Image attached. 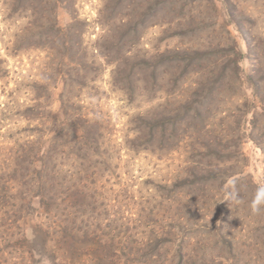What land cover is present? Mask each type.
Returning a JSON list of instances; mask_svg holds the SVG:
<instances>
[{"label":"rangeland","instance_id":"obj_1","mask_svg":"<svg viewBox=\"0 0 264 264\" xmlns=\"http://www.w3.org/2000/svg\"><path fill=\"white\" fill-rule=\"evenodd\" d=\"M43 3L35 18L0 0V264H264V211L249 206L264 181V0ZM57 21L84 32V86L73 82ZM126 52L131 60L114 74ZM126 73L138 80L132 96ZM42 92L50 97L41 111L57 115L59 94L70 92L103 126L87 158L60 149L57 164L78 192L61 244L64 219L41 203L23 207L10 181L18 147L41 122L23 111ZM146 112L159 129L136 151V116Z\"/></svg>","mask_w":264,"mask_h":264},{"label":"trees","instance_id":"obj_2","mask_svg":"<svg viewBox=\"0 0 264 264\" xmlns=\"http://www.w3.org/2000/svg\"><path fill=\"white\" fill-rule=\"evenodd\" d=\"M73 3V0H56V7H60L61 4ZM12 4L16 10L29 11L30 17H37L40 10L45 9L43 6V0H12ZM72 6V5H71ZM69 6V7H71ZM58 20V17L56 18ZM77 17L72 16L71 20L76 21ZM36 20L31 22L32 25H36ZM38 25V22H37ZM72 25H62L58 21L56 23V35L59 38L58 45L64 49V53L68 52L70 55V63L74 65L71 70L76 72V80L79 78L82 86L87 84L88 79L87 67L89 66L87 57V47L83 46L82 35L83 31L78 32L72 29ZM133 32V30H131ZM68 38V39H67ZM70 39V40H69ZM76 39V40H75ZM68 45V46H67ZM182 53V51H181ZM179 52V54H181ZM108 55V54H107ZM106 56V55H105ZM150 59V58H149ZM183 57L175 58V67H178L183 61ZM131 60V55L127 52L119 57L118 62L115 64L116 69L114 74L121 72L122 64H127ZM144 62H148V58L143 57ZM4 60L0 58V77L4 75L5 67ZM139 66L148 65L146 63H140ZM147 69V68H146ZM156 70V69H155ZM94 77V76H93ZM115 83H118L116 76H112ZM155 83L157 82V76L152 75ZM90 79H92L90 77ZM147 84L150 82V78L145 75ZM126 84L131 88L128 94L132 96L135 91L133 86L137 83V79L132 77L130 73H126ZM120 81H124L121 79ZM79 83V82H78ZM35 87H39L38 84H34ZM34 87V91L40 92L38 88ZM45 88V87H44ZM128 89V88H127ZM71 91V90H70ZM126 93V92H125ZM45 96L50 97V94L46 92L38 93L35 104L26 106L24 109V117L29 120L39 119V126L31 128L32 131L37 133V137L29 139L27 142L21 144L18 147V154L14 157L15 167L11 174L10 181L18 184L19 194L24 199L23 207H33L34 204L40 203L47 207V213L55 214L58 217H62L64 220L59 219L57 225L59 232L62 233L60 240H57V244L68 237L72 230V219H69L71 212V202L78 193L73 188L71 176L69 173L59 168L57 162L63 160L64 154H59L60 149L67 151V156H82V159L87 158L88 154L96 151L100 147V137L103 133V126L101 118L98 116H90L89 113H83L81 104L73 100V97L68 94L60 93V109L58 114L55 115L54 111L47 109L44 106L43 111L40 107V100ZM49 114L53 119L46 118V114ZM44 114V116H43ZM179 116V114L177 115ZM182 118V117H181ZM181 118L170 120L167 119L161 125V132L165 138L167 125L173 121V127L177 129L178 123ZM155 117L150 113L138 114L136 120L138 125L136 127V133L134 139H131V147L133 150L138 151L140 148V140L146 137V148L154 143L155 131L159 129L153 124ZM41 124V125H40ZM142 135H145L142 137ZM33 137V136H32ZM71 181V182H70ZM81 197L85 196L84 191L78 190ZM25 197V198H24ZM28 198V200H26ZM46 234H50L49 231ZM38 237V232L36 233Z\"/></svg>","mask_w":264,"mask_h":264},{"label":"clouds","instance_id":"obj_3","mask_svg":"<svg viewBox=\"0 0 264 264\" xmlns=\"http://www.w3.org/2000/svg\"><path fill=\"white\" fill-rule=\"evenodd\" d=\"M232 199L239 203L240 196L238 192H233L231 194ZM250 208L253 214H259L264 211V181H257L254 194L250 201Z\"/></svg>","mask_w":264,"mask_h":264}]
</instances>
